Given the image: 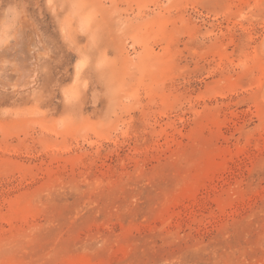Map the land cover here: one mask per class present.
Segmentation results:
<instances>
[{"label":"rangeland","instance_id":"374dc122","mask_svg":"<svg viewBox=\"0 0 264 264\" xmlns=\"http://www.w3.org/2000/svg\"><path fill=\"white\" fill-rule=\"evenodd\" d=\"M0 264H264V0H0Z\"/></svg>","mask_w":264,"mask_h":264},{"label":"bare ground","instance_id":"6f19581e","mask_svg":"<svg viewBox=\"0 0 264 264\" xmlns=\"http://www.w3.org/2000/svg\"><path fill=\"white\" fill-rule=\"evenodd\" d=\"M7 47V46H6ZM263 47V46H262ZM19 55V54H18ZM35 59V58H34ZM5 60V59H4ZM36 60V59H35ZM7 61V60H6ZM8 62V61H7ZM3 63V62H2ZM36 63V62H35ZM37 66V65H36ZM25 77V76H24ZM10 83V82H9ZM25 90V89H24Z\"/></svg>","mask_w":264,"mask_h":264}]
</instances>
